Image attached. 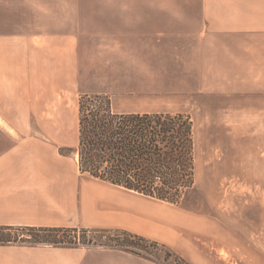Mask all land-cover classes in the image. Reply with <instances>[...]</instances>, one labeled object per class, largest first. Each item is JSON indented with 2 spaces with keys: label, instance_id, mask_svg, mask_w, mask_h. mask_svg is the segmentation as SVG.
Listing matches in <instances>:
<instances>
[{
  "label": "crops",
  "instance_id": "crops-1",
  "mask_svg": "<svg viewBox=\"0 0 264 264\" xmlns=\"http://www.w3.org/2000/svg\"><path fill=\"white\" fill-rule=\"evenodd\" d=\"M103 1L104 21L158 18L165 21L166 29L160 36L158 32H101V44L112 51L109 59L103 58L102 69L118 68L116 55L125 44L134 51L173 43L171 39L185 45L190 32L203 41L208 33L243 38L246 54L254 52V40L261 37L264 49V0ZM81 5V0H0V122L27 115L21 110L39 101L40 86L42 95L48 94L51 100L44 110L57 104L63 84L79 86L85 81L84 93L108 91L104 81L92 88L93 66L83 65L81 58L83 40L94 42L95 36L72 24L45 31V21L87 18ZM29 21L40 22L42 28L15 25ZM20 131L15 125L0 123V225L124 229L161 241L194 263L185 244V216L176 220L170 212L174 207L82 173L79 166L54 155V146L47 140H15L14 133ZM197 219L199 233L218 237L219 222H207L201 214ZM0 264L161 263L121 248L8 243L0 244Z\"/></svg>",
  "mask_w": 264,
  "mask_h": 264
},
{
  "label": "rangeland",
  "instance_id": "rangeland-1",
  "mask_svg": "<svg viewBox=\"0 0 264 264\" xmlns=\"http://www.w3.org/2000/svg\"><path fill=\"white\" fill-rule=\"evenodd\" d=\"M103 2L81 0L87 18L78 22L45 21V31L72 24L77 25L80 32L98 37H94V42L83 40L81 58L83 65L93 66L92 88L96 89V85L104 81L108 91L88 93L109 94L116 110L185 113L193 120L195 184L178 204L158 199L159 204L174 207L170 212L176 220H184L185 216V244L194 263L185 259L191 264H264L262 38H255L251 54L245 53L247 41L243 38L209 33L205 35V42L190 32L185 45L171 39L172 45L146 46L140 51L125 44L116 55L118 61L114 63L118 68L102 69L103 58L109 59L112 51L101 44V32H158L160 36L166 29L165 21L158 18L141 22L104 21ZM22 23L42 28L40 22H15V25ZM81 83L84 85L63 84L56 94L57 104L45 109V115L44 108L51 100L48 94L42 95L40 86L39 101L33 102L35 108L21 110L27 115L1 118L0 123L20 128V132L14 133L15 140L51 142L54 155L78 167V100L86 86L85 81ZM199 214L206 217L207 222L220 223L218 237L213 239L197 231ZM92 237L95 243L91 246L81 242L59 246L121 248L114 241L117 236L93 234ZM149 247L154 251L142 250V256L161 264H179L174 258H167L169 246L160 250Z\"/></svg>",
  "mask_w": 264,
  "mask_h": 264
},
{
  "label": "trees",
  "instance_id": "trees-1",
  "mask_svg": "<svg viewBox=\"0 0 264 264\" xmlns=\"http://www.w3.org/2000/svg\"><path fill=\"white\" fill-rule=\"evenodd\" d=\"M78 164L82 173L159 200L178 204L196 178L194 122L185 113L118 111L107 93L78 100ZM93 234L117 236L118 246L142 255L166 244L124 229L0 225V244L91 246ZM21 240L19 241V239ZM112 247V246H109ZM155 250V251H156ZM167 258L191 264L172 249Z\"/></svg>",
  "mask_w": 264,
  "mask_h": 264
},
{
  "label": "bare ground",
  "instance_id": "bare-ground-1",
  "mask_svg": "<svg viewBox=\"0 0 264 264\" xmlns=\"http://www.w3.org/2000/svg\"><path fill=\"white\" fill-rule=\"evenodd\" d=\"M76 159H77V161H78V159H79V156H78V154H76Z\"/></svg>",
  "mask_w": 264,
  "mask_h": 264
}]
</instances>
